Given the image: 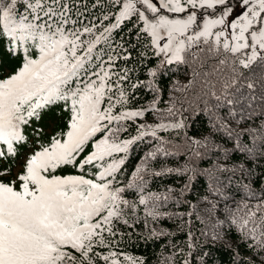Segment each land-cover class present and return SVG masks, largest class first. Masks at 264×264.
<instances>
[{"label":"snow or ice","instance_id":"1","mask_svg":"<svg viewBox=\"0 0 264 264\" xmlns=\"http://www.w3.org/2000/svg\"><path fill=\"white\" fill-rule=\"evenodd\" d=\"M237 151L264 156V0H0V264H144L122 250L141 215L188 226L167 264H207L184 219L204 224L200 204L212 241L250 252L232 264H264V176L229 167ZM184 154L224 157L198 205L180 199L197 170L167 167ZM170 174L188 183L151 190Z\"/></svg>","mask_w":264,"mask_h":264},{"label":"trees","instance_id":"2","mask_svg":"<svg viewBox=\"0 0 264 264\" xmlns=\"http://www.w3.org/2000/svg\"><path fill=\"white\" fill-rule=\"evenodd\" d=\"M131 66V65H129ZM134 75H137L134 73ZM174 81H180L181 83L186 82V77L181 73H175L170 76H167L162 81V87L165 89L164 99L167 100L169 92L168 89L171 87V84ZM140 103H146L151 99L150 96L141 93ZM189 132L192 136L199 138L202 135H207V129L203 123V120H198L192 124L189 128ZM222 135V134H220ZM243 144H247L249 147H252V140L250 137L241 138ZM178 143H182L178 141ZM217 143H222L224 147L229 149L233 148V144L227 140H221L218 136ZM146 149L141 146L137 150L135 156H133L132 161L129 164V172L132 170L133 165L138 161L139 156ZM224 160L223 156L217 158L216 156L205 155L203 159H192L189 160V157L184 155H179L175 157H169L167 161V167L171 168H180L186 163H191L196 171L195 178L190 182V187L185 191L184 197L180 199H186L192 205H198L202 196L207 193V176L203 175V170L206 168H212L213 164L218 161ZM244 164L248 169H251L254 173L255 178L257 179V184H259V178L264 176V156L257 155L255 158H250L247 153L235 152L230 154V158L227 160V165L232 167L233 165ZM159 168V165H155ZM184 183H188L185 177H179L175 174H170L164 177L153 178L150 182V188L152 191L163 192L166 188L172 187L179 192L181 186ZM203 205H199L200 215L205 218V223L201 224L199 220L193 217H185V220L191 222V231L195 236V245L196 249H199L201 252L210 253L207 257V264H232L234 249H239L240 253L244 256L250 255L242 243L239 242L237 235L234 230L228 232L225 240L222 241H212L210 239L212 228V220L209 219L208 214L202 211ZM167 211H187L188 205L184 204L179 209L175 207L174 202H170L165 206ZM182 221L169 220L167 218L162 219L158 223L152 222L150 219L147 221V227L143 222V216L141 215V222L137 224L133 229L128 230L126 238L122 241V250L129 255L142 259L144 264H167V257H169L175 248H183L185 252L188 251L187 237L186 233L188 231V226L185 225L183 231L178 228V224ZM156 229L159 232L161 229H164L167 232L174 233V235H159L152 236L151 229ZM217 231L221 229L217 228ZM224 230H227V225L224 226ZM207 232L208 235H202L201 233ZM231 244V247L227 245Z\"/></svg>","mask_w":264,"mask_h":264}]
</instances>
